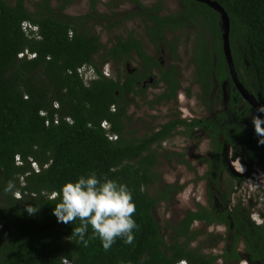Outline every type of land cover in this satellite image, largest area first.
I'll use <instances>...</instances> for the list:
<instances>
[{
	"label": "trees",
	"instance_id": "trees-1",
	"mask_svg": "<svg viewBox=\"0 0 264 264\" xmlns=\"http://www.w3.org/2000/svg\"><path fill=\"white\" fill-rule=\"evenodd\" d=\"M73 1L57 0L53 7L52 0H39L31 10L26 0H0V264H178L183 259L188 264H217L219 256L224 257L223 264H236L244 257L238 251L240 242L251 264H264V225L253 222L240 204L231 211L227 207L236 186L231 176L222 178L225 170L230 171L228 148H233L234 156L249 163L258 161L264 168V146L258 145L250 118L256 110L242 97L230 74L220 12L198 0H181V11L163 14L161 2L146 6L131 0L136 7L118 16L114 11L99 12L100 0H89L87 13L65 14ZM216 1L230 19V48L239 80L262 104L264 0ZM137 17L145 21L155 50L160 55L170 51L172 58L178 49L176 31L204 22L200 26L211 41L205 43V33L199 34V97L211 109L223 101L222 88L228 84V107L211 118L176 116L149 133L133 131L128 110L134 97L146 91L140 83L157 69L164 89L149 105L174 102L182 89L179 67L175 63L164 66L133 34L118 37L108 48L99 35L90 32L89 25L113 28ZM24 22L37 26L36 31L26 32ZM26 50L36 57H20ZM133 54L139 57L141 68L123 70ZM109 61L115 78L102 73ZM84 64L92 65L97 73L88 85L77 72ZM103 121H107L106 128ZM181 128L203 132L210 139L211 158L206 160L210 204L187 210L163 228L155 210L171 203L184 185L162 184L158 149ZM33 162L41 167L40 172L33 170ZM92 171L127 184L132 191L134 219L139 225L132 245L118 239L105 252L97 239L84 247L71 235L79 220L64 224L53 215L59 188ZM9 180H15L19 196L4 194ZM26 205L36 212L28 214ZM195 221L227 226L225 234L209 243L214 247L223 242L221 254L192 246L202 235L192 228Z\"/></svg>",
	"mask_w": 264,
	"mask_h": 264
},
{
	"label": "rangeland",
	"instance_id": "rangeland-1",
	"mask_svg": "<svg viewBox=\"0 0 264 264\" xmlns=\"http://www.w3.org/2000/svg\"><path fill=\"white\" fill-rule=\"evenodd\" d=\"M39 0H26L27 5L31 10H35L36 3ZM100 0L98 3V11L102 13H110L114 11L118 16L121 12L130 10L136 7V3L131 0ZM144 5L150 6L154 3L161 2L163 5L162 13L171 14L177 13L183 9L181 0H140ZM52 6L58 5L57 0H52ZM118 7H116V5ZM34 6V7H33ZM89 11V0H74L65 9V14L68 15H82ZM189 28L178 29L176 36L178 38V49L175 58L171 57L170 51L159 54L150 38L147 35L145 21L137 17L132 20L123 22L118 27L107 28L103 25H89L91 33L99 35L102 42L109 48L118 37H126L133 34L135 37L143 41L145 50L149 54L156 55L164 66L175 63L178 65L181 73L182 89L179 91L177 100L171 103L155 104L152 107L149 101H152L161 93L164 86L158 82V70L153 69V73L144 82H141V90L146 91L134 97L131 103L128 115L131 117V129L139 131L138 135L149 133L156 130L160 125L176 116L192 119V118H211L217 111L223 110L228 107L229 100V85H224L222 88L223 101L217 106L209 109L208 106L202 103L199 97L201 89L196 82L197 79V66L196 54L197 45L200 39L199 34L205 33L200 25H206L204 22H195ZM195 25H199L197 28ZM223 25V24H222ZM206 42L211 41L209 33H205ZM174 34L169 35V40L172 41ZM100 61L102 60L99 57ZM110 67L113 70V63L109 61ZM106 64V63H105ZM123 70H130L141 68L140 59L136 54H133L123 65ZM115 72V71H114ZM113 72V73H114ZM116 74V73H115ZM216 84V83H215ZM217 85V84H216ZM217 87V86H216ZM251 118V117H250ZM231 147L228 148V161L231 172L225 170L222 178L232 177L236 183L234 192L231 196V208L235 204H240L244 210L250 213V218L257 225H264V171H258L251 168L253 174L248 175L245 172V165L238 160L234 165L231 163L230 154ZM211 144L210 139L203 132H192L180 129L173 137L163 142L162 147L158 149V162L157 170L162 175V184H178L184 185V189L178 193L171 203H163L155 210V217L159 220L164 228L168 223H175L181 219L187 210L196 209L198 205L208 206L209 192L208 180L206 175L209 172V164L206 161L211 158ZM236 157V156H234ZM254 161L253 163H255ZM235 167L237 172L246 175V178L240 177L233 169ZM158 187V186H157ZM224 190V186L222 187ZM154 193V190H152ZM213 201H217L214 199ZM194 230L202 232L196 241L192 243L194 247H203L205 253L219 254L222 252L223 243L212 247L214 240L224 234L225 226L222 225H208L204 222L196 221L192 226ZM168 236V233H167ZM209 236L211 238L209 239ZM169 238V237H168ZM239 251L243 253L244 257L237 263L246 264L245 260L248 259L245 251V244L240 242ZM222 263L220 259L217 264ZM251 264V262L249 261ZM234 264V263H232Z\"/></svg>",
	"mask_w": 264,
	"mask_h": 264
},
{
	"label": "clouds",
	"instance_id": "clouds-1",
	"mask_svg": "<svg viewBox=\"0 0 264 264\" xmlns=\"http://www.w3.org/2000/svg\"><path fill=\"white\" fill-rule=\"evenodd\" d=\"M110 65V63L104 64L101 68L102 73L106 77L115 78L114 69L112 70ZM77 72L86 85L97 75L96 69L88 64L78 67ZM251 122L258 137V145L264 146V103L256 108V114L251 117ZM102 127L106 128L103 125ZM237 159L240 160L241 158L238 157ZM16 160L19 163V156L16 157ZM34 163H32L33 170L40 172L41 167L36 163L39 168L38 171ZM3 192L13 197L19 196L15 180L7 181L3 187ZM55 195L59 197V203L53 208V215L57 222L64 224H71L79 220V226L72 230L71 235L76 237L84 247H88L91 240L97 239L105 252H108L118 239L125 245L133 244L136 232L139 231V225L134 219L136 204L133 200V193L127 184L106 175L98 176L96 172L92 171L86 175H80L74 181L65 182ZM26 211L28 214L36 212L31 205H26ZM89 228H91V235L88 234ZM220 259L222 260L220 264H223L224 257L219 256L217 261ZM245 262L250 264L247 259ZM121 264L124 262L122 261ZM178 264H188V260L183 259Z\"/></svg>",
	"mask_w": 264,
	"mask_h": 264
},
{
	"label": "water",
	"instance_id": "water-1",
	"mask_svg": "<svg viewBox=\"0 0 264 264\" xmlns=\"http://www.w3.org/2000/svg\"><path fill=\"white\" fill-rule=\"evenodd\" d=\"M204 3H207L208 5L212 6L214 9L220 12L221 14V20L223 24V41H224V52L226 54V59L229 65L230 74L232 77L233 82L235 83L236 87L238 88L239 92L241 93L242 97L250 103L256 110V108L261 104L258 97H256L254 94L250 93L244 85L240 82L238 74L236 72L235 66H234V60L232 57V52L230 48V39H229V32H230V19L225 11V9L218 3L216 0H198Z\"/></svg>",
	"mask_w": 264,
	"mask_h": 264
},
{
	"label": "flooded vegetation",
	"instance_id": "flooded-vegetation-1",
	"mask_svg": "<svg viewBox=\"0 0 264 264\" xmlns=\"http://www.w3.org/2000/svg\"><path fill=\"white\" fill-rule=\"evenodd\" d=\"M229 153V152H228ZM231 156H230V158H231V163H232V165H234L235 164V162H237L238 161V157H240L241 159H240V161L245 165V167H246V169H245V172L249 175L250 174V172H251V174H253V172L251 171V168H253L254 170H256V172L254 173V174H256L258 171H264V168L261 166V165H259V163H258V161H256L255 163H249L248 161H246V160H244V158H242V156H236V157H234V154H233V149H232V152H231V154H230ZM228 157V156H227ZM228 163H229V161H228ZM233 169L235 170V172L236 173H238L237 172V169L235 168V167H233ZM230 171H231V169H230ZM239 174V173H238ZM239 176L240 177H245L246 178V175L245 174H243V173H240L239 174ZM233 194V193H232ZM232 196V195H231ZM217 204V201H215V205ZM236 205V204H235ZM234 205V206H235ZM231 206V198H230V201H229V203H228V205H227V207L229 208V210L231 211L233 208H234V206H233V208H231L230 207ZM195 223V222H194ZM194 225V224H193ZM216 225H222V224H216ZM224 226H225V231H224V233H226L227 232V226L225 225V224H223ZM244 243V242H243Z\"/></svg>",
	"mask_w": 264,
	"mask_h": 264
},
{
	"label": "built area",
	"instance_id": "built-area-1",
	"mask_svg": "<svg viewBox=\"0 0 264 264\" xmlns=\"http://www.w3.org/2000/svg\"><path fill=\"white\" fill-rule=\"evenodd\" d=\"M36 28H37V26H33V25H31L30 23H23V29L26 31V32H28L29 30H33V31H36ZM27 56L28 58H33V57H35V53H31V52H29L28 50H26V51H24V52H22V53H20V57H23V56ZM55 122L57 123L58 122V117L56 116V119H55ZM47 124H49V122H47ZM102 125L103 126H105V127H107V122L106 121H104L103 123H102ZM110 135V134H109ZM110 137L111 138H116L115 136H112V135H110ZM20 163V162H19ZM35 164V166H36V169L39 171V168H38V165L36 164V163H34Z\"/></svg>",
	"mask_w": 264,
	"mask_h": 264
}]
</instances>
